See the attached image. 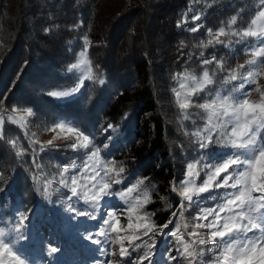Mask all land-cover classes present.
<instances>
[{
	"label": "snow or ice",
	"instance_id": "snow-or-ice-1",
	"mask_svg": "<svg viewBox=\"0 0 264 264\" xmlns=\"http://www.w3.org/2000/svg\"><path fill=\"white\" fill-rule=\"evenodd\" d=\"M259 3L261 7L245 26H238L240 11L237 10L227 21V27L220 26L215 32L207 29V43L201 41L199 47L212 46L214 51L209 54V58H204L203 51L197 55L196 62L202 69L199 76L187 69L173 76V79L179 80L180 90L173 88L172 91L177 98L181 117L191 120L195 128L191 133L195 138L194 150H200L199 157L186 164L179 182L175 177L170 182L171 190L181 198L177 209L180 218L184 211L193 206L197 208L192 217L193 230L187 233L189 240L184 239L180 226L173 225L172 229L164 231L172 224L171 219L164 225L157 226L151 221L155 213L144 212L139 215L143 206L151 202L148 186L145 185V181H149L150 185V178L138 177L130 186L114 187L124 185L126 179L123 161L108 158L111 156V133L118 130L119 124L109 121L106 125H101L100 134L104 138L99 143L96 142L95 135L82 130L79 122L55 120V127L45 129L55 131L60 128L71 134L72 143L64 147L80 153L79 167L75 166V160L60 167L59 179L54 180V183L65 190L63 194L70 201L68 211L76 216L97 220L104 226L94 235H88L87 239L100 247H103L105 241L108 242L106 264H145L146 261L147 264H156L154 258L159 252L155 239L157 235L165 243L168 242L165 237H171L177 253L174 255L171 247L166 248L162 255L164 264H169L170 261H175L176 264H264V91L258 85L259 78L264 77V0H259ZM193 19L200 20L201 15L196 14ZM201 26L202 24L197 25L189 31L197 32ZM44 31L48 33L51 28H45ZM222 37L236 39L225 40ZM82 40V49L76 54L75 62L66 67V72L75 74V70H80L81 75L76 76L75 83L68 90L49 91L47 95L50 97L75 102L78 95L84 94L81 89L85 88V80L105 85L102 74L93 72L92 62L88 59L87 51L91 44L89 38L84 36ZM241 44L244 45L241 53L248 56L244 63L233 67L227 64L223 56L217 58L216 45H222L231 53ZM210 65L213 66L211 73L207 67ZM225 85L230 87H224ZM253 92L259 93V102L251 101ZM193 96L198 99L194 101ZM2 103L3 99L0 98V104ZM190 108L199 111L191 113L188 111ZM12 111L16 113L17 107L13 106ZM23 113L8 116L7 119L23 128L26 126L25 118L35 115L30 107L24 108ZM127 118L128 113H124L122 119ZM197 120L203 123L197 124ZM4 124L5 116L0 114V140L7 138ZM7 143L16 147L17 140L7 139ZM37 143L39 142L36 140L30 141V148L34 152L46 151L44 145L36 149ZM48 144L52 145V141ZM217 150L220 155L213 157L211 153ZM102 151L105 152L104 159H101ZM24 153L25 150L22 149L15 155L23 156ZM33 162L42 170L38 161L34 159ZM201 172L205 179L197 185L196 180ZM3 179H6V175L0 168V192L6 191ZM36 179L39 181V177ZM50 183L48 180L44 182L43 192L46 195H51ZM213 189L216 191H211ZM220 189L224 191H219ZM210 191V195L201 198L202 193ZM134 192L137 195L133 196ZM113 198L122 202L126 213L136 212L137 218L144 221L136 224L133 229L131 215H128L129 229H133L128 236L120 235V229L113 227V221L120 223L117 212L121 210L108 203ZM205 200L214 203L211 207H204ZM76 204L84 207L77 209ZM105 208L112 210L101 211L97 215V210ZM177 211H173L171 216L176 217ZM32 214L33 209L22 205L17 209L11 227L0 226V264H5V257L11 264H26L27 258L15 249V244L29 238ZM183 227L187 229V223ZM200 229H207V232H201ZM112 233L117 235L113 236ZM48 250L55 254L58 248L51 246ZM205 253L209 254L207 260L204 259ZM117 255L119 260L112 259Z\"/></svg>",
	"mask_w": 264,
	"mask_h": 264
},
{
	"label": "rangeland",
	"instance_id": "rangeland-1",
	"mask_svg": "<svg viewBox=\"0 0 264 264\" xmlns=\"http://www.w3.org/2000/svg\"><path fill=\"white\" fill-rule=\"evenodd\" d=\"M149 1L156 3L158 0ZM206 1L194 0L191 3L199 7L202 4V12L200 11L198 13L201 15V19L194 20L193 17L196 15V11L193 7L190 8L183 17V26L181 25V28L184 29L186 34L181 38L180 34L177 35L175 33V35L170 36L171 39H175L170 41V43L164 40L163 37L167 36L168 29L174 21L171 22L170 20L172 18L166 17L169 10L165 4L162 6L160 4H148L149 6L153 5L151 11L147 12L150 17L148 19L145 17L141 24L138 20L139 17H135L136 12L141 9L140 7H146L148 5L136 3L125 4L126 12L123 17L121 16L122 23L120 26H115L119 22L118 19H112V24L109 20L105 24L106 26L100 25L102 15L105 13L104 7L109 5L106 4L105 0H98L97 4H85L91 6H88L89 8H95L93 21L91 16V21H86L87 19L79 21V25L75 22L76 12L82 13L84 11L81 7L82 4H79V6H77L78 4H73L67 9L57 4L49 5L50 8L56 9V11L58 10V15H55L57 19L60 20L62 18L61 21L63 20L65 23L71 22V26L75 29L74 32L73 30H70V32H72V39H75L67 46L63 56L61 55L60 57L59 55L49 65L44 63L39 68L32 67L27 72V74L29 73L27 78L21 76L20 73L22 70L15 77L13 75L11 76L10 70H7L0 79V98L3 99V103L0 104V114L5 116L4 128L7 133V138L0 140V168L3 169L6 175V179H3V181L6 182L9 178L11 180L13 176L16 184L18 180L19 182H27L25 184L26 192L33 195V198L38 194L44 197L45 203H43L42 207H50L53 210L52 215L54 214L55 216L53 219L44 218V210L34 212L31 215V224L28 229L29 238L18 241L15 244V249H18L23 257L27 258L26 264H106L108 260V256L106 255V250L109 247L108 242L105 241L103 247H100L87 239L88 235H94L104 226L100 225L97 220H91L86 216H76L75 213L68 211L67 205L70 201L63 194L65 190L58 188L54 183V180L59 179L58 172L60 167L67 166L73 160L76 161V167L80 165V153L64 147L66 144L72 143L71 134L66 133L60 128H56L55 131H45L46 128L55 127L53 123L55 120L75 121L80 123L82 130L86 133L91 132L95 135L96 142L99 143L104 138L100 134L101 125H106L109 121L113 124L116 122H118L116 124H120L127 120L122 119L124 113L115 120L116 122L108 117L105 113L107 108L103 110L99 105L97 106L99 100H101H97L98 95L94 93L97 84H93L87 80H85V88L81 89L84 94L77 102H70L69 104L66 99L53 98L47 95L49 91L68 90L75 83L76 76L81 75L80 70H75V74H70L66 72L65 68L70 63L75 62L77 58L76 54L82 49V38L84 36H87L91 42L87 56L92 62L91 67L94 73H101L103 76L106 70L111 69L113 72L111 86L114 89L123 87V90L133 98L142 90L148 89L152 93V98L157 105V116L161 119L165 129V149L169 155L167 160L170 162L173 177H175L177 183L185 172L186 164L199 157L200 150H194L195 138L191 135L195 128L191 120L182 119L177 98L172 91L173 88L180 90L179 80L173 79V76L177 73H182L185 69L199 76L202 69L198 62H196L197 55L203 51L204 58H209V54L214 51L212 46L207 48L199 47L201 41L207 43V29H212L215 32L220 26L227 27V21L237 10L240 11L238 26H245L254 13L261 7L259 0H213V3H211L213 4L212 6L210 4L211 1L208 2V5L204 3ZM200 2L202 3L199 4ZM42 7L44 8L45 5H42ZM211 7L213 9H210ZM162 9L166 10V16L165 14L162 16ZM207 9H210L208 13L206 11ZM147 13L145 11V14ZM84 15H87V13L84 12ZM175 21L176 23L180 22L179 19ZM201 24L202 26L197 32L189 31L190 28ZM137 30H140V35L137 33ZM141 38L144 40L138 44L137 42ZM221 39H231L234 41L236 38L222 37ZM243 47V44L238 45L235 47L234 52L230 53L229 49L224 48L222 45H216L215 51L218 59L223 56L227 64L235 67L237 64L244 63L248 58V56L241 53ZM139 50H141V56L149 60L148 71L150 72V76L146 83L139 75H136L134 69L136 67L134 63L137 64V59L140 57ZM207 67L211 73L213 66L210 65ZM61 69H64L63 72L68 77L64 79L58 78L59 75L57 76L56 74ZM219 75L218 73L217 79H219ZM258 85L261 91H264V77L259 78ZM224 87H230V85H225ZM110 90L112 89L110 88ZM200 96L202 98L203 93ZM197 99L196 96H193L194 101ZM250 99L253 102H259V93L253 92ZM62 102L66 103L60 104ZM13 106H16L18 109L16 113L12 111ZM60 106H64L65 108L60 109ZM26 107L32 108L35 115L25 118V127L21 128L20 125L8 121V116L23 115V109ZM103 107L106 106L103 105ZM188 111L194 113L199 110L190 108ZM157 116L153 114L143 116L142 124L147 125L152 121L153 117ZM202 123L203 121L197 120V124ZM186 132L188 133L187 135L185 134ZM114 133H111L112 137ZM7 139L17 140L16 147L8 144ZM33 140L39 142L35 145L36 149L44 145L46 146V151L40 152L37 150L34 152L30 148V141ZM114 140H112V144L110 142L112 145L111 156L108 158L123 161L126 167L124 185L114 186L123 188L125 185L130 186L131 182L136 178H142L141 176L145 171L142 168L137 169L139 167L138 163L128 161L126 157L127 153H122V148L124 147V150L126 149L124 146L126 141H120L116 144ZM49 141H52V145L48 144ZM139 142L140 139L138 141L136 140V143ZM121 144L123 147L120 146ZM22 149L25 150L24 155L16 156L15 153ZM211 155L213 157L219 156L220 151L217 150L211 153ZM104 158L105 152L102 151L101 159ZM34 159L42 165V170L37 168L36 163L33 162ZM205 159L207 160V157ZM26 174H28L29 179L26 177ZM36 177H39V181H37ZM204 179L205 176L201 172L199 178L196 180V184L199 185ZM45 180L51 182L49 184V192L51 195H46L43 192ZM145 185L148 186L151 202L143 206L139 215H142L144 212L155 213L151 217V221L159 226L155 218L159 212H163L167 217L170 216L168 221L170 219L172 220V224H169L168 228L164 229V231H169V229L173 228V225L180 226L181 232L184 233V239L189 240L187 233L193 230L192 217L197 212V208L193 206L184 211L183 217L180 218V213L177 209L181 198L171 190V186L170 193L166 196L159 192L158 184L155 183L154 179L150 180V185L149 181H145ZM141 191H143V188ZM211 191L216 190L213 189ZM211 191L202 193L201 198L210 195ZM219 191L224 190L220 189ZM132 195L135 196L137 193L134 192ZM193 199L195 200L196 197L194 196ZM15 200H11L5 191L0 196V226L7 225L11 227V222L17 209L23 205L22 202H18V205L13 204L16 203ZM108 203L110 205H116L117 208L121 209L117 212L120 223L116 224L113 221V227L120 229V235H130L136 224L144 222L137 218L138 213H126V209L123 208L122 202L118 199L113 198ZM154 203H159L160 208L151 210L149 206H153ZM185 203L187 202L185 201ZM213 203L214 201L205 200L203 206L211 207ZM56 206L60 207L56 208ZM75 207L79 209L84 207V205L76 204ZM108 210L112 209L105 208L97 210V215L101 211ZM173 211H177L176 217L171 216ZM128 215H131L133 229H129L127 222ZM185 223L188 225L187 229L183 227ZM199 231L206 233L207 229H200ZM112 235L115 236L117 234L112 233ZM145 239L147 238L145 237ZM155 239L158 242L159 249L158 254L154 258L156 264H164L162 255L166 248L171 247L172 254H177L175 247L172 245L171 237H165V240L168 241L167 243L161 242L159 235ZM51 246L58 248L57 253H50L48 249ZM98 248L99 250H97ZM112 259L119 260L120 257L117 255ZM204 259H209L208 253H205ZM5 264H11V261L7 257H5ZM145 264H147V261ZM169 264H176V262L170 261ZM182 264H186V262H182Z\"/></svg>",
	"mask_w": 264,
	"mask_h": 264
},
{
	"label": "trees",
	"instance_id": "trees-1",
	"mask_svg": "<svg viewBox=\"0 0 264 264\" xmlns=\"http://www.w3.org/2000/svg\"><path fill=\"white\" fill-rule=\"evenodd\" d=\"M97 1L98 0H0V79L7 70H10L11 76L13 75L14 77L22 70L20 73L21 76L27 78L29 75L27 72L32 67L39 68L43 66L44 63L49 65V63H53L59 55L60 57L61 55L63 56L67 46L75 39H72V32H70V30L74 32L75 29L71 26V22L65 23L63 20L61 21L62 18L60 20L57 19L55 15H58V10L56 11V9L50 8L49 5L57 4L67 9L73 4H78L77 6L82 4L81 7L84 10L82 12L83 14L76 12L75 22L79 25V21H84L86 19V21H91V16L93 21L95 8H89L91 6L85 4H97ZM105 1L106 4L109 5L104 7L105 13L102 15L101 26L108 23L109 20L112 24L114 19L119 20L115 26H120L122 17L126 12L125 4H160L161 6L165 4L166 7L168 6L167 9L169 13L167 15L166 8L162 9V16L165 14V16L167 15L166 17L172 18V20H170L171 22L174 21L168 29L167 36L163 37L164 40H167L169 43L175 40L170 38V36L175 35V33L177 35L180 34L181 38L186 34L184 29L181 28L183 26L182 20L190 8L193 7L196 14L200 11L202 12V2L199 3L201 4L200 7L194 6V3L191 4L194 0H155L156 3L149 0ZM209 1H211L210 4L213 3V0H207L204 3L208 5ZM42 5H45V7L43 8ZM212 5L213 4H211V6ZM140 8L141 9L136 12L137 14L135 17H139L138 20L141 24L145 17H147V19L150 17L147 12L151 11L153 5ZM210 9L213 8L211 7ZM209 10H206L207 13ZM145 11L147 14H145ZM84 12H86L87 15H84ZM177 19H179V23H176L175 20ZM45 28H51V31L46 33L44 31ZM137 33H141L140 30H137ZM143 40L144 39L141 38L137 43L140 44ZM139 55L140 57L137 59V64L134 63V66H136L134 69L136 75H139L146 83L150 76V72L148 71L149 60L141 56V50H139ZM63 70L64 69H61V71H58L56 74L57 76L59 75L58 78L60 79L68 77ZM112 73L111 69L106 70L105 73H103L106 81L105 85H100L98 87L97 84V88L94 90V93L98 95L97 100L101 99L97 106L99 105L103 110L107 108L105 113L113 121L117 120L123 113L128 112L127 120L119 124V129L116 131L117 133L113 134L112 140L118 137L114 140L116 144L120 141H126L124 145L126 148L125 150L122 144L120 146L123 147L122 153H127V160L131 162L135 161L136 164L138 163L139 167L137 169L142 168L145 171L141 177H148L150 180L154 179L155 183L158 184L159 192L167 196L170 193V182L174 179L173 170L169 160H167L169 155L165 149V129L161 119L157 116V105L152 98V93H150L148 89L142 90L133 98L123 90V87L114 89L111 86L113 78ZM110 88L112 90H110ZM81 96L82 95L76 99V102L79 101ZM65 103L66 102H62L60 104ZM103 105L106 107H103ZM59 108L64 109L65 107L60 106ZM148 114H153L157 117H153L152 121L147 125L144 123L142 124V117ZM148 137L149 139H147ZM138 139H140V142L136 143ZM112 142L113 141H111V144ZM137 169L136 171H138ZM26 177L28 178V174H26ZM26 183L25 181L19 182L18 180L16 184V180L13 179L12 176L11 180L9 178L8 181H3L4 188L6 189L5 193L8 197L10 196L11 200L16 199V203L13 204L18 205V202H22L26 207L33 209V213L44 210L43 213L45 215L43 217L46 219H53L55 217L54 214L52 215L53 210L50 207H42L43 203H45L44 197L38 194L33 198V195L26 192ZM3 192H0V196ZM59 207L60 206H56V208ZM149 207L151 210H156L160 208V204L154 203L153 206L151 205ZM169 217L170 216L167 217L165 213L159 212L155 221L159 223V226H162L168 222Z\"/></svg>",
	"mask_w": 264,
	"mask_h": 264
}]
</instances>
